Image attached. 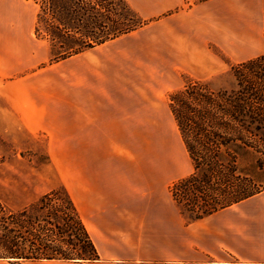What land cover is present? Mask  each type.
<instances>
[{"label":"rangeland","instance_id":"1","mask_svg":"<svg viewBox=\"0 0 264 264\" xmlns=\"http://www.w3.org/2000/svg\"><path fill=\"white\" fill-rule=\"evenodd\" d=\"M1 1L0 25L11 12L19 35L8 53L0 27L3 205L18 212L56 192L126 264H249L264 254V192L196 220L204 197L179 185L195 164L170 107L192 85L238 89L237 66L264 57V0H126V17L113 0L99 29L131 30L85 47L55 30L54 18L90 13L77 0H51L62 2L50 11L46 2L45 13L46 0ZM254 125L242 135L257 145L264 132ZM242 148L243 162L264 159Z\"/></svg>","mask_w":264,"mask_h":264},{"label":"trees","instance_id":"2","mask_svg":"<svg viewBox=\"0 0 264 264\" xmlns=\"http://www.w3.org/2000/svg\"><path fill=\"white\" fill-rule=\"evenodd\" d=\"M117 1L126 17V0ZM46 2L50 11L60 8L62 1L55 5L54 1L46 0L42 13L47 11ZM77 2L90 13L68 21L54 18V22L57 33L67 35L80 46L104 44L132 28L126 29L123 25L107 33L99 29H104L105 24L98 14L102 8L109 11L113 0ZM127 11L133 12L131 8ZM80 22L86 30L84 33L78 26ZM235 73L238 89L234 92H205L203 87L192 85L171 99L172 114L195 164L194 174L179 185L186 182L181 185L185 186L186 193L195 189L204 197L198 205L200 213L196 220L264 192V159L243 162L238 156L244 147L264 157V140L253 145L242 135L244 130L252 135L249 126L254 124L259 126V132H264V57L238 65ZM57 196L56 192L47 193L37 203L18 212L0 202V261L86 262L99 259L75 204L70 199L60 201Z\"/></svg>","mask_w":264,"mask_h":264},{"label":"crops","instance_id":"3","mask_svg":"<svg viewBox=\"0 0 264 264\" xmlns=\"http://www.w3.org/2000/svg\"><path fill=\"white\" fill-rule=\"evenodd\" d=\"M1 3H2V1H1ZM3 6L6 8L7 5L4 3ZM10 13L9 12L5 13L6 14V15H4L5 17L2 18L3 20H5V24L0 25V27H2L1 28L2 31L5 33L4 37L2 38L1 44L5 45L4 50L8 53H11L12 50L14 51V48H12V47H13L14 43L16 42V40H15L16 36H19L17 34L18 29H17V27L15 28L14 24H13V21H14V19H16V17H14L12 15V13L11 14ZM11 25H13V26H11ZM14 28H15V32H14ZM14 35H16L15 38H14ZM116 211H121V210L119 209ZM122 213H123V219L124 220H123V222L122 221H120V222L123 223L122 229H124V231H126V209H123ZM86 228H87V226H86ZM87 229L91 234L90 236H91L95 246L97 247L98 253L100 255V260L91 261V262H79V263H77V262H64V261H46L43 263H35V264H126V258H120L117 255H106L103 252V249L101 248V246H99L100 242L103 240L102 238L106 237V235H105L106 232H103V231L96 229L93 225H91L90 228H87ZM114 232L115 231L109 232V234H114ZM123 234L126 235V233H124V232H123ZM102 236H104V237H102ZM256 243H258V242H256ZM245 261H247V263H249V264H264V254H262V255L261 254L260 255L259 254L251 255V258L249 260H245Z\"/></svg>","mask_w":264,"mask_h":264}]
</instances>
